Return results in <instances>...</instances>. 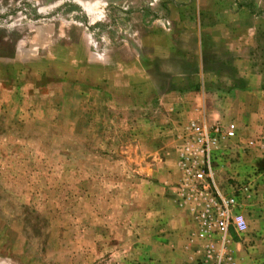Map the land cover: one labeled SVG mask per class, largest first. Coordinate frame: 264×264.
<instances>
[{"label":"rangeland","instance_id":"obj_1","mask_svg":"<svg viewBox=\"0 0 264 264\" xmlns=\"http://www.w3.org/2000/svg\"><path fill=\"white\" fill-rule=\"evenodd\" d=\"M246 85L264 89V0H0V264H184L177 135L233 123L215 184H254ZM254 197L231 249L264 246Z\"/></svg>","mask_w":264,"mask_h":264},{"label":"built area","instance_id":"obj_2","mask_svg":"<svg viewBox=\"0 0 264 264\" xmlns=\"http://www.w3.org/2000/svg\"><path fill=\"white\" fill-rule=\"evenodd\" d=\"M235 137L233 123L206 126L192 121L177 135L175 201L190 219L191 239L198 243L187 264H234L230 232L241 237L247 231L241 208L243 200L254 197L252 182L238 184L224 194L214 181L213 151L220 141Z\"/></svg>","mask_w":264,"mask_h":264},{"label":"crops","instance_id":"obj_3","mask_svg":"<svg viewBox=\"0 0 264 264\" xmlns=\"http://www.w3.org/2000/svg\"><path fill=\"white\" fill-rule=\"evenodd\" d=\"M242 93H247L251 95L252 99H257V100L259 99V104L257 105L253 103L252 106L249 107L248 121L243 120L241 116L237 117V120L241 119V121H236V126L239 127V125H241L242 123L248 122L250 127L247 126L245 128L246 133L249 130L250 132L248 133L250 134H253L254 132L256 134L259 132H262V134H264V89L261 88L259 85H246V88H244V90L240 87L239 90L234 91L235 96H241ZM239 103H242V102H239ZM240 107L243 110H246L244 109L245 107L244 103L240 104ZM257 110H259V112H257ZM252 130H254V132H251ZM240 133L245 134L243 130ZM249 148L251 150L250 152H248L249 154L247 156V163L254 167L264 168V164H262L263 159L260 155L259 150L256 149L255 145L254 146L252 145ZM237 151L239 153L238 149ZM220 154L224 156L222 159L226 160L228 155L225 156L224 151L221 152ZM224 165H227V164H224ZM258 171H260L262 174L261 175L259 174L251 175V178L255 182L252 185L254 186L255 184H257L256 185V195L254 199L251 201V205H248L250 208L248 209L249 214L246 215V219L248 221V228H249L248 231H250L251 234L257 237L264 238V169H259ZM235 172H239V171L235 170ZM237 179L238 181H240L241 180L240 176H238ZM232 237H234L233 234H232ZM183 245H184V253L186 255V253H188V250L190 251L189 245L187 244L186 241L183 242ZM186 247L188 248V250ZM233 248H232V260L234 264H242L244 261H245L244 263L246 264H264V246L256 245V243H253L244 249L243 248L240 249V245H238L237 243H234ZM184 264H187L186 258L184 259Z\"/></svg>","mask_w":264,"mask_h":264}]
</instances>
